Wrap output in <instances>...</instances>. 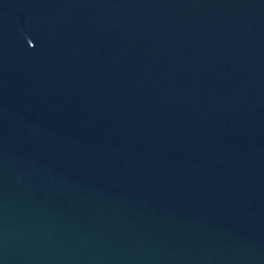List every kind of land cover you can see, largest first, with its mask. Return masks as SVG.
<instances>
[{
	"label": "water",
	"instance_id": "obj_1",
	"mask_svg": "<svg viewBox=\"0 0 264 264\" xmlns=\"http://www.w3.org/2000/svg\"><path fill=\"white\" fill-rule=\"evenodd\" d=\"M0 264H264V0H0Z\"/></svg>",
	"mask_w": 264,
	"mask_h": 264
}]
</instances>
